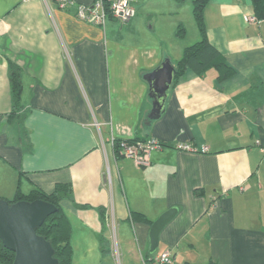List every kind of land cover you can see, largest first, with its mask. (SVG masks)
Masks as SVG:
<instances>
[{
	"label": "crops",
	"instance_id": "obj_1",
	"mask_svg": "<svg viewBox=\"0 0 264 264\" xmlns=\"http://www.w3.org/2000/svg\"><path fill=\"white\" fill-rule=\"evenodd\" d=\"M130 6L127 23L108 18L100 27L53 0H0V198L69 184L60 206L72 264H116L108 216L121 264H141L152 255L150 225L170 208L177 213L155 253L170 250L175 264H264V21H244L255 17L251 0H208L207 40L236 73L219 82L213 69L187 72L153 119L145 76L165 60L174 67L200 36L190 0ZM172 10L184 19L168 20ZM9 63L22 85L16 113ZM111 138H156L163 147L138 168L113 153Z\"/></svg>",
	"mask_w": 264,
	"mask_h": 264
},
{
	"label": "trees",
	"instance_id": "obj_2",
	"mask_svg": "<svg viewBox=\"0 0 264 264\" xmlns=\"http://www.w3.org/2000/svg\"><path fill=\"white\" fill-rule=\"evenodd\" d=\"M207 1L208 0H193L192 14L200 39L196 43L184 48L181 57L174 65L172 85L187 72H192L200 76L207 70L213 69L217 73L216 79L219 82L233 77L236 73L235 69L226 62L223 55L207 40L203 16ZM251 6L256 19L264 21V0H251ZM183 34L184 29L182 26H179L177 36L180 37ZM8 67L9 84L12 95L11 112L16 113L22 108L20 103L22 90L21 79L16 66L9 63ZM70 192L71 187L69 184H58L55 186L54 191L49 194L39 190H33L28 195H22L20 191L17 190L14 199L11 201L7 200L9 203L21 200H42L53 204L57 208L56 212L47 217L43 224L37 228L36 233L51 243L54 249V257L58 260V264H72V248L70 245L71 226L60 206L61 200L69 198ZM133 219H142V216L134 213ZM13 260V252L5 249L0 241V264H12Z\"/></svg>",
	"mask_w": 264,
	"mask_h": 264
},
{
	"label": "water",
	"instance_id": "obj_3",
	"mask_svg": "<svg viewBox=\"0 0 264 264\" xmlns=\"http://www.w3.org/2000/svg\"><path fill=\"white\" fill-rule=\"evenodd\" d=\"M173 76L174 67L168 60L145 76L152 98L150 118H158L163 110ZM56 210L53 204L42 200L9 203L0 199V241L5 249L13 252L12 264H58L51 243L36 233L37 228ZM176 213L177 209L170 208L150 225V254L156 252L160 232Z\"/></svg>",
	"mask_w": 264,
	"mask_h": 264
},
{
	"label": "built area",
	"instance_id": "obj_4",
	"mask_svg": "<svg viewBox=\"0 0 264 264\" xmlns=\"http://www.w3.org/2000/svg\"><path fill=\"white\" fill-rule=\"evenodd\" d=\"M56 6L63 10L66 8H74L75 18L81 22L104 27L108 18L116 20L122 24L127 23L133 16L134 10L130 6V0H94L91 4L86 5L77 0H53ZM46 2V0H45ZM246 23H257L256 17H244ZM110 144L115 155H120L124 158L133 161L138 168H145L150 164L151 153L155 150H160L163 147L156 138L145 140L138 139H110ZM175 149L179 151L197 153L207 152L208 147L202 146L196 148L188 143H176ZM106 183L110 185L111 179L108 167L106 169ZM107 225L111 230L112 235V258L116 264H121V254L115 238V221L112 216L106 219ZM141 264H175L170 250H164L150 255L147 259L142 258Z\"/></svg>",
	"mask_w": 264,
	"mask_h": 264
},
{
	"label": "rangeland",
	"instance_id": "obj_5",
	"mask_svg": "<svg viewBox=\"0 0 264 264\" xmlns=\"http://www.w3.org/2000/svg\"><path fill=\"white\" fill-rule=\"evenodd\" d=\"M191 1V3H192V6H193V0H190ZM189 2V1H188ZM184 11H179V12H176V11H173L172 10V14L170 15V17H166L168 20H172V21H176V20H179V19H184L183 18V15H184V13H183ZM193 16V15H192ZM193 20H194V18H193ZM186 21V20H185ZM115 23L116 24H119V25H123L122 23H120V22H118V21H116L115 20ZM184 23H186L185 25H182V27H183V29H184V32L186 31V29H187V22H184ZM194 23H195V21H194ZM195 26H196V24H195ZM195 29L196 30H198L197 29V26L195 27ZM177 30H178V28H177ZM177 30H176V35H177ZM199 33V32H198ZM183 36V35H182ZM182 36H180V37H182ZM179 37V36H178ZM187 37H188V35H187ZM199 41V40H198ZM196 43V42H195ZM1 199V198H0ZM65 213V212H64ZM66 215V214H65Z\"/></svg>",
	"mask_w": 264,
	"mask_h": 264
}]
</instances>
